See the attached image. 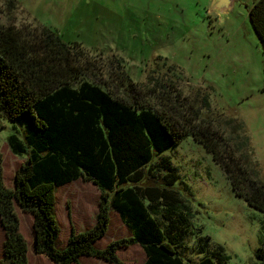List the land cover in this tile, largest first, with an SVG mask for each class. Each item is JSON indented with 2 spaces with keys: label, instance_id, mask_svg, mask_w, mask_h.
Returning <instances> with one entry per match:
<instances>
[{
  "label": "trees",
  "instance_id": "obj_1",
  "mask_svg": "<svg viewBox=\"0 0 264 264\" xmlns=\"http://www.w3.org/2000/svg\"><path fill=\"white\" fill-rule=\"evenodd\" d=\"M248 19L264 55V0H253ZM93 66L79 45L64 43L48 29L38 33L36 28L0 26V118L19 120L23 138L11 134L7 143L13 155L25 159L8 189L0 154L4 258L10 264H28L16 204L33 216V251L53 264H77L80 258L124 264L117 251L131 245L142 248L144 264H227L223 248L212 246L201 228H194L188 201L176 189L177 168L164 154L191 137L221 168L234 195L261 213L264 181L236 158L211 122L197 124L199 111L183 110L178 95L171 97L159 86L163 94L150 104L147 99L156 89L139 92L116 60V86L125 92L120 97L92 81ZM200 101L208 110V98ZM184 111L193 112L187 117ZM76 180L100 192L96 222L85 232L72 229L59 250L55 193ZM110 209L131 236L97 249L108 230ZM255 258V264H264V234Z\"/></svg>",
  "mask_w": 264,
  "mask_h": 264
},
{
  "label": "rangeland",
  "instance_id": "obj_2",
  "mask_svg": "<svg viewBox=\"0 0 264 264\" xmlns=\"http://www.w3.org/2000/svg\"><path fill=\"white\" fill-rule=\"evenodd\" d=\"M214 1L0 0V26L36 28L38 33L45 28L64 43L79 45L94 65L92 81L120 97L125 92L116 86V60L139 92L156 89L147 99L150 104L163 94L159 87L163 86L171 97L178 95L183 110L199 111L197 124L211 122L236 158L246 161L264 181V55L248 19L253 0H235L227 13L215 10ZM203 96L208 98V110L201 105ZM184 112L190 117L193 111ZM22 132L19 120L0 118L2 177L8 189L13 188L14 174L25 159L10 152L7 138L11 134L23 138ZM164 155L177 168L176 189L188 201L194 228H201L212 246L223 248L227 264H255L264 213L234 195L221 168L191 137ZM99 195L93 184L82 180L56 189L57 249L65 248L72 229L80 233L95 225ZM14 209L27 243L28 264H53L33 251V216L16 204ZM109 216L107 233L95 244L97 249L131 236L112 209ZM4 241L0 226V264H10L3 255ZM116 255L124 264L146 260L139 245L120 248ZM77 264L109 263L80 258Z\"/></svg>",
  "mask_w": 264,
  "mask_h": 264
},
{
  "label": "water",
  "instance_id": "obj_3",
  "mask_svg": "<svg viewBox=\"0 0 264 264\" xmlns=\"http://www.w3.org/2000/svg\"><path fill=\"white\" fill-rule=\"evenodd\" d=\"M235 0H218L215 5V10L220 11L221 13H227L231 9L232 3Z\"/></svg>",
  "mask_w": 264,
  "mask_h": 264
},
{
  "label": "crops",
  "instance_id": "obj_4",
  "mask_svg": "<svg viewBox=\"0 0 264 264\" xmlns=\"http://www.w3.org/2000/svg\"><path fill=\"white\" fill-rule=\"evenodd\" d=\"M214 2H215V3L213 4V6L215 7V5H216V3L218 2V0H215Z\"/></svg>",
  "mask_w": 264,
  "mask_h": 264
}]
</instances>
